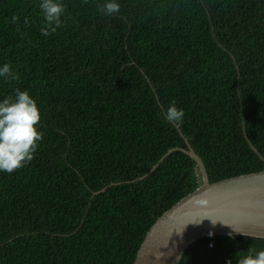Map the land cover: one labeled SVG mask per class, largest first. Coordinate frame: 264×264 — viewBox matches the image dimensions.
I'll return each mask as SVG.
<instances>
[{
	"label": "trees",
	"instance_id": "trees-1",
	"mask_svg": "<svg viewBox=\"0 0 264 264\" xmlns=\"http://www.w3.org/2000/svg\"><path fill=\"white\" fill-rule=\"evenodd\" d=\"M40 2L0 0V68L18 74L0 76V102L27 91L43 135L30 162L0 171V264H133L200 185L182 150L144 176L187 141L209 182L264 169L251 148L264 157V0H115L114 15L111 0H59L48 36Z\"/></svg>",
	"mask_w": 264,
	"mask_h": 264
},
{
	"label": "water",
	"instance_id": "water-1",
	"mask_svg": "<svg viewBox=\"0 0 264 264\" xmlns=\"http://www.w3.org/2000/svg\"><path fill=\"white\" fill-rule=\"evenodd\" d=\"M187 144L188 148L169 150L144 176L173 151L182 150L195 160L200 185L155 221L133 264H157L155 256L160 253L158 264H192L202 257L247 252L250 247L264 251V169L209 182L199 154ZM251 148L264 158L253 144ZM208 218L217 221L215 226ZM200 220L198 225L191 223Z\"/></svg>",
	"mask_w": 264,
	"mask_h": 264
},
{
	"label": "clouds",
	"instance_id": "clouds-1",
	"mask_svg": "<svg viewBox=\"0 0 264 264\" xmlns=\"http://www.w3.org/2000/svg\"><path fill=\"white\" fill-rule=\"evenodd\" d=\"M84 2L86 3L87 0H84ZM39 8L44 20L40 32L41 35L48 36L61 26L60 18L63 16L65 8L59 0H41ZM119 11L120 5L115 0L105 3L102 9V12L106 15H114ZM18 19L19 17L13 16L12 22L15 23ZM24 23H29L27 18H25ZM0 76L9 77L12 80L18 79V74H14L8 64L0 68ZM183 116V110L175 106V101L171 103L165 112V118L177 125L182 123ZM40 119L36 102L27 91L17 89L14 99L9 97L0 102V171L12 174L33 159L37 144L43 139L42 133L36 129ZM202 220L191 223L198 225ZM210 221L213 226L217 223L212 219ZM211 235L210 232L209 236ZM253 252L252 247L242 257L238 252L236 254L238 264H264V251L255 254ZM162 255L160 253L155 256L157 264ZM226 264H231V261H226Z\"/></svg>",
	"mask_w": 264,
	"mask_h": 264
},
{
	"label": "bare ground",
	"instance_id": "bare-ground-1",
	"mask_svg": "<svg viewBox=\"0 0 264 264\" xmlns=\"http://www.w3.org/2000/svg\"><path fill=\"white\" fill-rule=\"evenodd\" d=\"M154 171V170H153Z\"/></svg>",
	"mask_w": 264,
	"mask_h": 264
}]
</instances>
